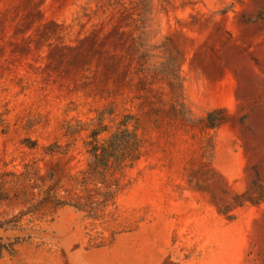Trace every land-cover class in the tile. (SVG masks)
<instances>
[{"label": "rangeland", "instance_id": "374dc122", "mask_svg": "<svg viewBox=\"0 0 264 264\" xmlns=\"http://www.w3.org/2000/svg\"><path fill=\"white\" fill-rule=\"evenodd\" d=\"M105 108L142 138L113 203L35 211L90 195ZM0 224V264H264V0H0Z\"/></svg>", "mask_w": 264, "mask_h": 264}, {"label": "trees", "instance_id": "16d2710c", "mask_svg": "<svg viewBox=\"0 0 264 264\" xmlns=\"http://www.w3.org/2000/svg\"><path fill=\"white\" fill-rule=\"evenodd\" d=\"M174 82H177L179 96L182 95V83L180 77L174 74H167ZM225 108H217L210 111L205 117V127L216 129L225 122V119L219 114L225 113ZM113 109H102L98 112L95 121L88 128L89 131L84 145L88 154V159L85 169L81 171V177L76 178L78 188L82 191H89L90 195L84 197L76 196L72 199H67L57 195V187L51 184L42 194L40 200L37 201L35 211L50 207L58 209L63 206H72L77 210L85 213L88 218L97 219L100 217L104 209L113 203L116 192L121 188L120 179L116 177V173H123L127 166L133 165L141 156L142 138L138 133V125L134 120L133 115L124 114L119 120L116 128L110 130V126L106 124L105 118L107 115H113ZM131 123L132 126H131ZM83 127L75 128L68 126L66 134L80 132ZM107 132L108 135L103 137L102 134ZM213 137H208L205 146V155L208 159L214 154ZM47 154H66L67 149L56 142L48 145L45 148ZM46 178L53 179L51 176ZM222 211V210H221ZM102 212V213H101ZM223 212V211H222ZM223 213H227L225 210ZM19 217L12 218L15 221L12 226H16L18 221L14 220ZM0 227H5L0 224ZM16 241L19 237L15 238ZM10 242V244L14 243ZM2 249H6L5 244H2Z\"/></svg>", "mask_w": 264, "mask_h": 264}, {"label": "water", "instance_id": "95a60500", "mask_svg": "<svg viewBox=\"0 0 264 264\" xmlns=\"http://www.w3.org/2000/svg\"><path fill=\"white\" fill-rule=\"evenodd\" d=\"M8 230H12V228H5V227H0V234L7 232ZM1 239V238H0Z\"/></svg>", "mask_w": 264, "mask_h": 264}]
</instances>
